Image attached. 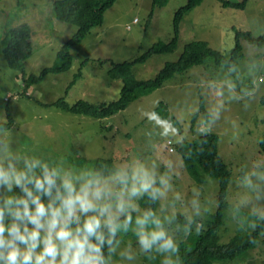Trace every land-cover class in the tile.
Listing matches in <instances>:
<instances>
[{"label":"rangeland","instance_id":"1","mask_svg":"<svg viewBox=\"0 0 264 264\" xmlns=\"http://www.w3.org/2000/svg\"><path fill=\"white\" fill-rule=\"evenodd\" d=\"M186 1L167 0L160 5L154 0H115L105 10L103 23L69 47L72 63L68 69L46 73L42 80L25 87L24 77L52 66L57 51L77 27L56 19L54 0H0V121L7 122L8 115L13 120L9 127L0 129V142L9 144L13 151L50 160L64 158L70 162L69 157L78 153L110 157L117 166L135 160L155 165L157 172L170 177L172 184L167 199L161 201L166 211L193 215L191 202L195 198L200 210L195 219L203 221L218 206V181L203 174L198 183L187 171L175 145L204 133H216L218 152L231 171L223 220L218 228L219 242L226 243L236 233L251 231L249 223L258 225L260 220L251 213L254 209L264 210V197L243 203L252 194L242 183L251 172L264 171V155L258 143L264 135V45L241 38L243 55L234 67L208 59L176 73L161 87L103 118L52 105L59 97H65L70 104L78 99L97 104L116 99L122 82L108 75L110 63L133 61L155 42H168L173 36L175 10ZM24 21L31 29L32 51L22 70L12 69L2 54L4 38L11 27ZM235 28L250 30L254 36L264 35V0H246L240 9L224 6L219 0H203L182 18L174 49L151 53L144 61L134 62L131 70L138 79L153 78L165 62L176 60L184 44L194 39L206 40L211 47L228 53ZM79 69L80 75L66 90ZM200 97L212 117L199 112L192 123ZM161 101L166 103L168 115L156 113L176 129L168 136L160 135L161 129L142 116ZM177 195L179 200L175 199ZM121 239L122 248L129 242L135 248L131 233ZM263 262L264 231L250 249L233 259H215L211 264ZM114 264L147 263L137 255L132 262H121L114 256Z\"/></svg>","mask_w":264,"mask_h":264},{"label":"clouds","instance_id":"2","mask_svg":"<svg viewBox=\"0 0 264 264\" xmlns=\"http://www.w3.org/2000/svg\"><path fill=\"white\" fill-rule=\"evenodd\" d=\"M142 116L162 136L176 131L154 111ZM242 183L252 194L244 204L264 197V171L251 172ZM171 189L170 177L143 161L78 166L13 151L0 142V264H114V256L132 262L137 255L182 264L180 243L203 224L195 219L198 199L182 225L176 213L166 211L161 201ZM251 214L264 220V210ZM257 226L248 225L252 231ZM128 233L135 248L131 242L121 247V236Z\"/></svg>","mask_w":264,"mask_h":264},{"label":"trees","instance_id":"3","mask_svg":"<svg viewBox=\"0 0 264 264\" xmlns=\"http://www.w3.org/2000/svg\"><path fill=\"white\" fill-rule=\"evenodd\" d=\"M115 0H54L53 7L57 20L72 23L76 25V31L64 41L60 49L57 51V60L52 66L43 68L39 74H29L24 77L25 87H29L34 82H39L46 73H57L68 69L72 63V57L69 47L80 43L90 32L91 28L103 23L104 12L109 8ZM203 0H187L175 10L173 17V36L168 42L157 41L149 49L136 57L133 61H121L110 63L107 73L112 78L121 79L122 85L119 96L108 103H94L84 99H78L70 104L65 97H59L52 102L55 107L92 116L95 118H103L112 115L120 110L125 109L132 101L140 96L149 94L156 88L161 87L166 81L170 80L176 73L184 72L193 65L204 64L208 59L214 61L217 65H225L229 68L234 67L236 61L242 57V45L240 39L243 38L249 43L259 46L264 45V35L254 36L250 30L234 29V41L232 48L228 53L211 47L206 40H191L184 44L179 57L174 61H167L150 79H138L134 76L131 65L134 62L144 61L151 53L166 52L174 49L177 44L180 22L184 15L191 9L198 6ZM222 5L232 8H243L246 0H219ZM167 0H154V4L163 5ZM31 29L24 21L19 25H15L8 30V35L4 38L2 54L12 69L22 70L24 62L30 56L32 51ZM74 74L70 85L80 75ZM235 74V72H233ZM240 80V79H239ZM48 105V104H47ZM165 112L163 113V111ZM152 111L160 113L162 117H167L168 110L165 102L161 101ZM199 112H203L207 118H211L212 114L205 108L203 97H200L198 111L192 114V123H194ZM7 122L0 121V129L9 127L13 120L8 115ZM178 124V121H174ZM218 134L204 133L198 138L183 140L175 145V149L181 155L184 165L189 174L198 182L203 180V174H208L218 181V206L207 214L206 218L198 220L203 224V228L199 233L195 228L191 235L180 243V255L182 264H211L213 260L233 259L253 247L258 239L259 234L264 231V220H260L255 231L246 233H236L231 240L226 243L219 242L218 228L223 220L222 209L226 206V191L231 178V171L224 159L218 152ZM259 150L264 155V135L259 140ZM71 163L75 165H96L108 164L109 167L116 165L112 158L76 154L69 157ZM141 207L145 206V200L139 201ZM157 207V205H153ZM172 213V212H170ZM177 220L182 225L186 217L181 211H174ZM251 233V235H249ZM254 241V242H253ZM157 257L153 261L144 260L147 264H160ZM264 264V262L262 263Z\"/></svg>","mask_w":264,"mask_h":264}]
</instances>
